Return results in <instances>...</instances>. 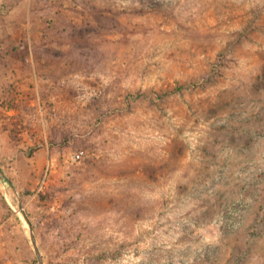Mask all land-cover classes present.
Returning <instances> with one entry per match:
<instances>
[{"label": "rangeland", "instance_id": "obj_1", "mask_svg": "<svg viewBox=\"0 0 264 264\" xmlns=\"http://www.w3.org/2000/svg\"><path fill=\"white\" fill-rule=\"evenodd\" d=\"M0 168V264H264V0H0Z\"/></svg>", "mask_w": 264, "mask_h": 264}, {"label": "water", "instance_id": "obj_2", "mask_svg": "<svg viewBox=\"0 0 264 264\" xmlns=\"http://www.w3.org/2000/svg\"><path fill=\"white\" fill-rule=\"evenodd\" d=\"M33 242H34V246H35V248H36L37 255H38V257H39L40 263H41V264H45L44 258H43L42 254H41V252H40V250H39V248H38L37 240H36L35 235H33Z\"/></svg>", "mask_w": 264, "mask_h": 264}, {"label": "built area", "instance_id": "obj_3", "mask_svg": "<svg viewBox=\"0 0 264 264\" xmlns=\"http://www.w3.org/2000/svg\"><path fill=\"white\" fill-rule=\"evenodd\" d=\"M80 156H81V154L78 153V154H74L73 157H74V158H78V157H80Z\"/></svg>", "mask_w": 264, "mask_h": 264}, {"label": "trees", "instance_id": "obj_4", "mask_svg": "<svg viewBox=\"0 0 264 264\" xmlns=\"http://www.w3.org/2000/svg\"><path fill=\"white\" fill-rule=\"evenodd\" d=\"M0 173H2L3 174V170L0 168ZM15 191V190H14Z\"/></svg>", "mask_w": 264, "mask_h": 264}]
</instances>
